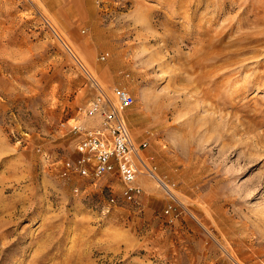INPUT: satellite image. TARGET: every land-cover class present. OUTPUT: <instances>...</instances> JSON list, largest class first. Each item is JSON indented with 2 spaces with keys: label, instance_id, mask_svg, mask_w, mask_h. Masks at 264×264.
I'll return each instance as SVG.
<instances>
[{
  "label": "rangeland",
  "instance_id": "obj_1",
  "mask_svg": "<svg viewBox=\"0 0 264 264\" xmlns=\"http://www.w3.org/2000/svg\"><path fill=\"white\" fill-rule=\"evenodd\" d=\"M93 80L171 215L147 177L132 206L59 176ZM0 264H264V0H0Z\"/></svg>",
  "mask_w": 264,
  "mask_h": 264
},
{
  "label": "built area",
  "instance_id": "obj_2",
  "mask_svg": "<svg viewBox=\"0 0 264 264\" xmlns=\"http://www.w3.org/2000/svg\"><path fill=\"white\" fill-rule=\"evenodd\" d=\"M106 57L103 54L99 60ZM92 84L94 96L86 103L81 119L73 120L69 128L76 141L75 156L62 162L59 176L94 182L114 176L122 186L123 200L132 206L140 205L143 193L137 179L147 177L164 193L168 200L164 213L171 215L177 206L173 185L158 172L153 158L143 153L147 144L135 147L132 142L124 111L134 104V98L124 88L105 89L94 80Z\"/></svg>",
  "mask_w": 264,
  "mask_h": 264
},
{
  "label": "bare ground",
  "instance_id": "obj_3",
  "mask_svg": "<svg viewBox=\"0 0 264 264\" xmlns=\"http://www.w3.org/2000/svg\"><path fill=\"white\" fill-rule=\"evenodd\" d=\"M230 257V256H229ZM233 259V258H232Z\"/></svg>",
  "mask_w": 264,
  "mask_h": 264
}]
</instances>
